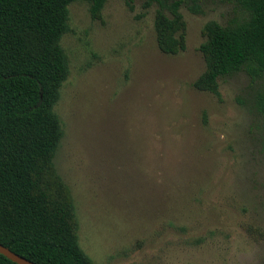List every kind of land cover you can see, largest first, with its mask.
Segmentation results:
<instances>
[{
  "label": "rangeland",
  "instance_id": "374dc122",
  "mask_svg": "<svg viewBox=\"0 0 264 264\" xmlns=\"http://www.w3.org/2000/svg\"><path fill=\"white\" fill-rule=\"evenodd\" d=\"M68 5L60 45L68 76L54 106L62 137L53 164L92 264H264V124L259 80L242 70L195 88L209 20L230 5L180 8L185 48L156 43L158 5Z\"/></svg>",
  "mask_w": 264,
  "mask_h": 264
},
{
  "label": "trees",
  "instance_id": "16d2710c",
  "mask_svg": "<svg viewBox=\"0 0 264 264\" xmlns=\"http://www.w3.org/2000/svg\"><path fill=\"white\" fill-rule=\"evenodd\" d=\"M76 0H0V244L35 264H92L78 243L72 197L53 158L62 137L54 106L68 76L60 45L68 31V5ZM89 3L98 17L106 0ZM130 2L131 0H125ZM230 5L225 23L207 21L199 46L205 70L193 82L218 95L217 78L244 71L262 83L256 98L264 124V0H144L158 5V48H185L180 11L201 2ZM0 264H17L0 253Z\"/></svg>",
  "mask_w": 264,
  "mask_h": 264
},
{
  "label": "water",
  "instance_id": "95a60500",
  "mask_svg": "<svg viewBox=\"0 0 264 264\" xmlns=\"http://www.w3.org/2000/svg\"><path fill=\"white\" fill-rule=\"evenodd\" d=\"M0 253L17 264H35L0 244Z\"/></svg>",
  "mask_w": 264,
  "mask_h": 264
}]
</instances>
